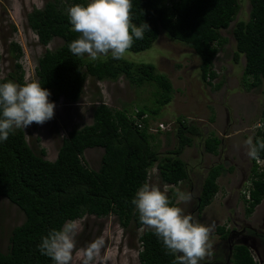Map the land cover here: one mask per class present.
<instances>
[{
	"label": "trees",
	"instance_id": "trees-1",
	"mask_svg": "<svg viewBox=\"0 0 264 264\" xmlns=\"http://www.w3.org/2000/svg\"><path fill=\"white\" fill-rule=\"evenodd\" d=\"M67 1L70 4L88 2ZM250 3L249 19L237 21L232 33L236 41L234 60L238 62L242 55L245 56L243 82L252 90L264 86V0H250ZM66 6L69 5L63 0H49L42 8L35 7L27 15L29 27L42 45H49L55 37L63 39L59 47L46 49L36 67L38 82L50 91L49 101L55 103L64 98L69 103H76L82 97L89 77L116 81L124 76L136 87L154 85L156 106L139 108V115L148 113L155 118L173 100L174 85L170 77L158 71L153 63L114 59L111 54L96 61L87 56H73L68 45L79 34L71 30ZM240 7V0H132L131 22L137 26L148 24L149 28L145 29L142 39H133L128 50L141 52L151 48L164 29L169 37L194 49L200 59L202 80L213 85L212 80L219 76L215 59L229 42L221 31L229 29ZM10 51L15 63L12 71L0 77V82L23 84L25 70L20 61L23 48L18 42L11 41ZM222 84L219 81L214 86L219 89ZM99 98L93 105V122L70 130L63 138L55 160L46 158L45 148H33L24 129H17L6 141H0V196L8 198L25 213L23 223L12 230L9 251L0 248V264H54L38 248L43 236L68 220L85 215L106 217L112 214L124 228L139 234L140 264H173L175 257L166 254L157 236L151 230H142L131 201L142 184L149 182L154 167L164 183L179 185L188 180V164L181 155L193 142L187 132H199L188 125L187 120L179 118V144L161 154L154 144L157 133L149 131V119H145L140 128L128 107H111L102 99L101 92ZM261 116H264V108ZM256 141H264V131L256 133ZM221 143L222 140L212 134L205 139V150L218 154ZM94 147L104 148L97 170L84 162L86 149ZM260 156H264V151ZM232 171V167L223 163L209 168L197 199L199 217L219 191V176ZM250 176L254 177L251 199L243 196L247 217L252 216L264 201V173L258 174L254 165ZM168 196L176 202L174 191ZM217 230L223 239L231 234L223 226ZM249 231L264 244L263 232L252 228ZM230 258L232 264L259 263L251 248L240 242L233 244Z\"/></svg>",
	"mask_w": 264,
	"mask_h": 264
},
{
	"label": "rangeland",
	"instance_id": "rangeland-1",
	"mask_svg": "<svg viewBox=\"0 0 264 264\" xmlns=\"http://www.w3.org/2000/svg\"><path fill=\"white\" fill-rule=\"evenodd\" d=\"M48 1L0 0L1 78L12 71L15 63L10 51L11 41H16L22 46L24 54L20 61L25 70V77L35 81H38L36 67L39 57L46 49H55L63 44L62 38L55 37L49 45H42L37 34L28 25V13L35 7L42 8ZM63 2L71 5L67 0ZM240 5L236 20L231 23L229 29L221 31L229 38V42L215 59V69L219 76L212 80L213 85L202 80L200 59L194 49L182 41L169 37L164 29L161 30L159 38L151 48L141 52L127 50L124 56L125 59L135 63L155 64L157 70L167 74L174 83L173 100L165 105L155 118H152V123L157 121L169 123V130L157 133L154 141L156 149L161 154H165L178 146L179 118L187 120L186 123L199 132L196 134L192 130L187 132V135L193 138L194 144L189 149H184L181 156L188 163L190 170L188 180L179 185L164 183L157 167H154L151 169L149 182L158 184L161 188L167 184L170 189L168 194L175 192L177 188L191 193V201L178 206L183 209L184 214L192 216L194 222L213 226L210 235L211 255L201 263L219 264L215 259L220 257L222 262L229 264L228 258L231 257L232 246L239 241L250 245L255 258L264 263L262 245L258 240L248 238L251 228L264 233V201L257 206L254 217L250 219L252 223L250 227L247 221L249 217L245 215L243 199H239L237 204L240 210L237 219L240 221V232L236 236L230 234L227 239H223L216 227L217 222L225 219L223 214L227 208L219 207L217 201H214L213 205L206 209V212L212 215L213 221L206 216L199 217L197 210V199L207 168L216 162L223 161L221 156H228L224 159V163L228 166L234 162L231 156H243L244 161H235L242 164L245 177L252 165V159L246 155L244 142L249 136L254 139L256 135L253 125L261 117V109L264 106V86L252 90L247 89L243 82L245 57L242 55L238 62L234 60L236 41L232 29L237 21L248 20L251 10L250 0H240ZM219 81L223 84L221 88L216 89L214 85ZM155 90L152 84L136 87L130 84L124 76L116 81H99L89 77L84 93L78 102L69 103L64 98L55 102L54 117L42 125L34 122L28 126L24 129L26 138L36 150L45 148L47 159L55 160L63 138L68 135L69 131L93 122V105L100 100L99 92L102 93V99L111 107L119 109L128 107L132 111L137 107L144 109L155 107L153 97ZM216 131L220 133L224 142L220 146L219 154L214 155L205 151L204 140ZM236 132L239 133L238 137L241 139V152L233 153L230 149L227 152L224 151L225 141L227 144L236 143L237 137H231ZM103 153V147L88 148L84 153V162L89 168L97 170L101 165ZM238 174L233 176L236 177ZM233 176L224 175L220 183L226 185L227 178L229 180ZM238 180L233 184H236ZM228 211L231 212V210ZM24 220L25 213L21 208L8 198L0 196V248L2 251H9L12 230ZM76 221L80 225V232L76 238L78 249L95 240L101 244L95 264H140L139 234L124 228L114 214L106 217L85 215ZM77 264L80 262L77 261Z\"/></svg>",
	"mask_w": 264,
	"mask_h": 264
},
{
	"label": "clouds",
	"instance_id": "clouds-1",
	"mask_svg": "<svg viewBox=\"0 0 264 264\" xmlns=\"http://www.w3.org/2000/svg\"><path fill=\"white\" fill-rule=\"evenodd\" d=\"M132 0H88L86 4L66 6L65 12L78 37L68 45L73 56H87L96 61L101 56L122 59L132 46L133 39H142L149 25L137 26L131 22ZM50 91L35 80L25 77L23 84L0 82V141L10 133L26 129L34 122L43 124L54 117L55 103L49 101ZM246 155L261 162L264 141L245 140ZM169 186L145 182L136 191L131 203L142 230H151L162 242L166 254L175 257L173 264H201L211 255L212 225L194 222L178 205L188 203L191 193L175 189L176 202L168 192ZM80 225L76 220L66 221L60 228L43 236L38 248L54 264H95L101 249L98 240L77 248Z\"/></svg>",
	"mask_w": 264,
	"mask_h": 264
},
{
	"label": "crops",
	"instance_id": "crops-1",
	"mask_svg": "<svg viewBox=\"0 0 264 264\" xmlns=\"http://www.w3.org/2000/svg\"><path fill=\"white\" fill-rule=\"evenodd\" d=\"M245 57V56H244ZM246 61V60H245ZM172 81V80H171ZM173 82V81H172ZM173 85H174V83H173ZM174 98V97H173ZM263 108H264V106L262 107V109H261V114H262V111H263ZM212 134H215L216 136H218L221 140H222V143L221 144H223V138L221 137V135H220V133H218V131H216L215 133H212ZM212 134H210V135H212ZM199 135V134H198ZM210 135H208V136H210ZM207 136V137H208ZM232 136H236L237 137V141H236V143L235 142H232L231 144H227L226 143V141H225V150L224 151H226L227 152V150L228 149H230L231 150V152H233V153H240L241 152V150H240V144H241V139L238 137L239 136V133L238 132H236V133H233L232 135H231V137ZM206 137V138H207ZM205 138V139H206ZM254 140V139H253ZM192 144H194V142H192ZM192 144L191 145H189V146H186L185 147V150L186 149H189V147H191L192 146ZM221 146V145H220ZM204 148H205V140H204ZM220 149V148H219ZM206 151V150H205ZM207 152V151H206ZM183 153H184V151H183ZM182 153V154H183ZM208 153H210V152H208ZM211 154H213V153H211ZM219 154V153H218ZM214 155H217V154H214ZM182 156V155H181ZM221 157H223V161H219V162H216V163H214V164H212L211 166H213V165H215V164H218V163H223V164H225L224 163V159H226V157H228V156H221ZM232 157V160H234V162H232V164L231 165H226V167H232L233 168V171L232 172H227V173H224V174H222L221 176H219V178H218V184H219V191H218V193L216 194V196H215V198L213 199V201L211 202V204H209L205 209H204V211H203V213H202V215L200 216V217H202V216H206L207 218H209L211 221H213V217H212V215H210V213L209 212H206V209H208V208H210L212 205H213V203H214V201H217V204H218V206L219 207H221L222 206V208H227V209H225L226 211H225V213L223 214V216H224V218L225 219H223V220H221L220 222H217V225H216V227L218 228L219 226H223V227H225V229L226 230H229V231H231V234H233V236H234V234H235V236L236 235H238L239 234V232H240V230H239V219H237V217H238V214H239V210H240V206L237 204V202L239 201V199L240 198H242L243 199V202H244V198H243V195H242V192H241V189H242V186H243V184H244V182L250 177V175L252 174V172H253V168H254V161L252 160V165H251V167H250V172L246 175V177L244 176L245 175V172L243 171V166H242V164H240V163H237L235 160H242V161H244V159H243V156H231ZM237 157V158H236ZM188 164V163H187ZM211 166H209V168L211 167ZM209 168H207V172H208V170H209ZM190 171V170H189ZM207 172H206V175H207ZM237 173H239L236 177L235 176H233V175H235V174H237ZM230 175V176H233V177H231V178H229V180H228V178H227V184L226 185H222L221 183H220V180H221V178L224 176V175ZM206 175L204 176V179H205V177H206ZM204 179H203V181H204ZM237 179H239L238 180V182L236 183V184H233V182H236L237 181ZM229 184V185H228ZM202 185H203V183H202ZM202 189V188H201ZM240 196H242V197H240ZM244 205H245V202H244ZM228 210H231V212L229 213V211ZM254 217V213L252 214V216H250L249 218H247L248 220V223H249V226L250 227H252V223L250 222L251 220L250 219H252ZM236 238V237H235ZM240 242V241H239ZM240 243H243V242H240ZM244 244H246V243H244ZM246 245H248V244H246ZM250 248H251V250H252V247L250 246V245H248ZM221 258L219 257V258H216L215 260H218V262H219V264H227V263H225V262H222L221 260H220ZM228 263L229 264H232L231 263V258H228ZM205 264H210V263H205Z\"/></svg>",
	"mask_w": 264,
	"mask_h": 264
},
{
	"label": "built area",
	"instance_id": "built-area-1",
	"mask_svg": "<svg viewBox=\"0 0 264 264\" xmlns=\"http://www.w3.org/2000/svg\"><path fill=\"white\" fill-rule=\"evenodd\" d=\"M140 114V109L134 108L131 111V116L135 119V124L138 127H143L144 126V120L145 119H149V131L151 133H159L160 131H167L169 130V123L163 122V121H157L152 123L153 119L151 118V116L148 113H144L142 115ZM253 129L256 131V133L258 131H264V116H261L260 119L254 123L253 125ZM261 157V162L257 163V161H254V165L256 166L257 172L258 174H262L264 173V156H260ZM253 178L254 177H249L246 181H245V185L243 186V191L242 194L243 196L246 197L247 200L251 199V190L253 188ZM258 261V260H257ZM258 264H261L260 261H258Z\"/></svg>",
	"mask_w": 264,
	"mask_h": 264
},
{
	"label": "flooded vegetation",
	"instance_id": "flooded-vegetation-1",
	"mask_svg": "<svg viewBox=\"0 0 264 264\" xmlns=\"http://www.w3.org/2000/svg\"><path fill=\"white\" fill-rule=\"evenodd\" d=\"M248 238H249V239L252 238V239H254V240H258V242L260 243V245H262V247H263V249H264V244L262 243V241H261L258 237L254 236L253 234L250 233V234L248 235ZM259 261H260L261 264H264L261 260H259Z\"/></svg>",
	"mask_w": 264,
	"mask_h": 264
},
{
	"label": "water",
	"instance_id": "water-1",
	"mask_svg": "<svg viewBox=\"0 0 264 264\" xmlns=\"http://www.w3.org/2000/svg\"><path fill=\"white\" fill-rule=\"evenodd\" d=\"M200 199V198H199Z\"/></svg>",
	"mask_w": 264,
	"mask_h": 264
}]
</instances>
